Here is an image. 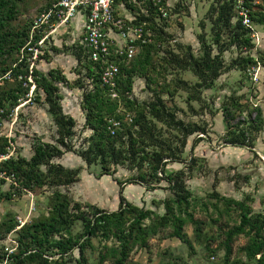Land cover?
<instances>
[{"label": "trees", "instance_id": "trees-1", "mask_svg": "<svg viewBox=\"0 0 264 264\" xmlns=\"http://www.w3.org/2000/svg\"><path fill=\"white\" fill-rule=\"evenodd\" d=\"M49 1L48 6L53 0ZM168 1L161 0V3L165 6ZM255 1L257 0H246V6L250 9L251 24L245 26L242 17H239L236 0H214L206 18V21L211 23L210 41L205 34H198V51L195 52L192 46L182 47L177 44L176 49H180V53L173 49H162L165 38L161 36L162 29L157 22L159 14L149 0H135L131 5L127 4L131 9L138 11L134 23H146V27L151 30V42L142 46L141 52L130 64L119 65L116 97H112L109 89L102 85L100 66L85 55L86 62L83 67L92 88L82 84L85 91L84 108L87 111L86 124L93 134L91 143L79 154L89 165L99 164L102 175L113 174L119 166L130 165L131 169L138 172L134 178L135 182L155 189L157 183L165 181L173 194L163 201L164 213L158 215L153 210L127 202L123 196L121 207L116 212L109 213L94 206L88 209L76 206L71 211L67 198L57 190L52 198L49 217L35 219L19 231H15L17 223L14 217L0 223V242L6 239L7 235L17 232L18 246L8 259L15 264H66L65 257L77 250L79 256L75 263L89 264L87 252L97 249L93 243L94 239L112 238L118 245H104L93 264H128L133 247H146L150 238L156 236L160 229L167 227L173 228L172 237L180 239L191 248L192 243L184 233L187 223L196 227V238L199 240L203 224L189 212L193 196L185 183L184 171L171 173L166 171V167L171 161L183 162L181 154L186 148L187 139L193 135L198 137L200 134H206V130L199 124H187L183 119H177L175 112L167 106V101L163 98V90L167 91L171 98L178 91H184L189 94L188 100L202 101V92L213 89L224 72L240 71L248 78L246 72L251 67H264V54H260L259 58L251 54L255 48V40L252 38L256 31L254 25L264 26V0H258L262 6L260 3L255 4ZM18 2L19 0H0V128L4 121L10 119L20 100H25L29 93V89H24L23 83L17 81L21 78L25 83H29V86L35 85L36 102L44 100L43 102L48 104L49 113L54 118L60 137L55 145L36 143L35 153L30 160L12 156L0 161V175H3L0 178V202L8 201L12 197L11 192L4 193L1 190L8 178L13 179L18 184L17 188L22 191L35 193L49 182L54 185L70 184L76 174L51 163L52 159L61 157L74 148L72 140L76 123L73 118L64 114L61 106L60 83H65L66 78L57 70L45 74L34 68L32 83L29 82L31 71L27 58L22 59L20 54L30 42L33 21L20 29L14 27L13 22L18 19ZM201 26L204 24L201 23ZM42 36L43 34L35 35L33 43L39 41ZM230 49H236L238 55L225 66L224 54ZM80 51V54L85 52L82 47ZM16 55L20 57L16 58ZM154 56L161 63L159 66H164L161 67L162 70L173 68L189 71L199 82L191 85L183 79H175L172 90L169 86L159 91L153 90V100L139 104L133 96L135 77L153 82L151 72L162 75L158 67L154 66ZM8 72L12 73V78L15 79L13 82L4 78ZM122 105L129 111H134L135 116L131 123L124 122V117L118 115ZM254 111L253 120L239 119L250 112V104L244 96H232L222 106L226 143L235 147H255L254 135L262 129L264 119L260 107H255ZM112 116L123 121L122 128L114 136L107 129V120ZM156 123L177 132L182 139L181 147L176 146L173 140L163 138V133ZM202 140L203 137H198L193 148ZM11 141L0 135V156H7ZM159 173L162 176H159ZM225 205L227 211L235 209L240 212V222L222 232L226 264H264V212L255 213L246 206L245 201L231 199L227 200ZM146 221L150 224L147 225ZM77 222L81 223L82 231L74 235L72 228ZM241 235L249 238V243L243 248L246 260L230 262L231 245L234 239ZM207 248L210 249L209 246ZM46 255H58L60 261L49 262V259L45 258Z\"/></svg>", "mask_w": 264, "mask_h": 264}, {"label": "rangeland", "instance_id": "rangeland-1", "mask_svg": "<svg viewBox=\"0 0 264 264\" xmlns=\"http://www.w3.org/2000/svg\"><path fill=\"white\" fill-rule=\"evenodd\" d=\"M213 1L180 0V3L171 7L170 17L167 20L157 21L162 29L161 36L165 38L162 49L178 51L176 45L181 44L182 47L192 46L197 52L199 49L197 35L201 33L205 34L210 41L211 23L206 21V18ZM49 2V0H19L18 19L13 22L14 27L20 29L28 25L31 20L34 21L48 7ZM201 23L204 26H201ZM254 28L258 37L254 39L255 48L251 54L259 58L260 54H264V26L254 25ZM61 29L63 30L60 31ZM61 29H59L60 34L50 35L46 39L40 58L36 59L34 64L29 61L28 63L45 72L57 69L69 81L70 87L61 86L62 83L60 86L61 93L64 95L62 101L64 112L76 123L75 136L72 140L74 148L65 152L61 157L52 159L51 163L66 171L76 172L73 175L74 181L61 185L49 182L33 193L28 190L22 191L17 188L18 184L13 179H8L1 190L4 193L11 192L12 197L8 201L0 202V223L14 217L18 226L17 218L19 217L25 219L26 224L35 219L49 217L52 198L57 190L67 198L71 211L76 206H80L81 209L94 206L109 213L116 212L121 207L120 195L123 194L127 202L140 208L153 210L158 215L163 214V201L173 194L166 187H159L161 183L162 186H168L163 183L165 181L157 183L155 187H159L157 190L146 188L134 181L138 172L136 169H131L130 165L119 166L113 174L102 175L99 164L89 165L79 154L91 143L93 131L86 124L87 112L81 104L82 79L80 77L82 74L70 52V46L78 41V37L69 27ZM157 33L159 34L160 31L158 30ZM52 37L55 38L52 39ZM50 51L53 58L49 59ZM178 52H181L180 49ZM237 55L236 49L226 52L224 54L225 66H228ZM17 57L20 56L16 55ZM158 60L155 57L154 66L158 67L162 75L151 72L153 82H148L145 78L138 76L134 79L133 96L139 104L151 102L154 96L153 90L159 91L166 86L172 90L175 79H183L191 85L199 82L198 78L189 71L173 70V68L162 70L161 67L164 68V66H159L161 63ZM246 76L248 78L240 71L224 72L213 89L202 92V101L188 100L189 94L184 91H178L171 98L167 91L163 90V98L167 101V106L175 112L177 119H183L187 124H199L206 130V134L198 136L203 137V140L195 148L193 144L198 137L193 135L187 139L186 148L181 154L183 162L171 161L166 167V171L171 173L184 171L185 183L193 196L189 212L194 214L195 219L202 222V233L198 240L196 227L187 223L184 233L192 243V247L189 248L180 239L172 237V227L160 229L156 236L148 240L146 247L138 245L133 247L128 264H226L222 232L240 222V212L235 209L227 211L225 202L231 199L245 201L246 206L255 213L264 212V125L260 132L254 135V148L235 147L225 142L226 126L222 106L232 96H244L250 104V112L245 113L239 119L253 120L255 118L254 109L257 106L262 110L264 119V67L253 66L246 72ZM4 78L12 82L15 80L11 72H8ZM17 81L22 82V87L29 89V93L25 100H20L19 106L14 109L10 119L3 122L0 135L12 140L8 148L9 157L30 160L35 153L36 143L44 142L55 145L60 134L53 116L49 113L48 104L44 103V100L35 101V92L32 91L34 86L32 84L29 86L30 84L25 83L21 78ZM118 115H128L134 118L135 113L122 105L118 110ZM156 125L163 133V138L171 139L176 146L181 147L182 139L177 132L168 130L161 123H156ZM2 156L4 155L0 158ZM187 163H189L188 167ZM159 176H161L160 173ZM145 223L150 224L149 221ZM19 230L16 228L15 231ZM72 231L74 235L81 233V223L77 222ZM16 238L17 232H13L0 242V264H15L10 258L8 259V256L16 251L18 246ZM93 243L97 249L87 252L89 264H93L95 258H98L99 250L104 245H118L112 238L94 239ZM248 243L249 238L243 235L234 239L231 245L230 262L246 260L243 248ZM78 256L79 253L76 250L67 255L64 261L66 264H76L75 260ZM59 257L58 255L45 256L49 262L60 261ZM104 264H110V262Z\"/></svg>", "mask_w": 264, "mask_h": 264}, {"label": "built area", "instance_id": "built-area-1", "mask_svg": "<svg viewBox=\"0 0 264 264\" xmlns=\"http://www.w3.org/2000/svg\"><path fill=\"white\" fill-rule=\"evenodd\" d=\"M135 0H53L52 3L43 10L33 21L31 38L27 46L21 51L22 59L27 58L34 64L40 58L46 39L52 31L68 26L76 17L79 11L85 13L84 31L82 45L87 52L88 59L100 66V78L104 87H107L112 97L117 96L118 77L120 73L119 65L130 64L131 61L141 52L142 46L151 42V30L146 23L135 24L134 19L121 17L116 7L118 4L123 6L131 5ZM157 8L158 20H167L170 17V10L162 5L161 0H149ZM239 17H242L243 25L251 24L250 9L246 6V0H236ZM257 0L255 4H259ZM110 30L117 34L120 44L113 50V39ZM43 34L42 38L34 42L35 35ZM257 39V33L252 35ZM30 55V56H29ZM29 64V82L32 83V70L35 65ZM32 91H35V85ZM125 121L132 122L133 117L123 115ZM123 121L118 117L112 116L107 120V129L112 136L116 135L122 128ZM9 155L2 156L0 161L8 159ZM161 175V174H160ZM162 176V175H161ZM3 175H0L2 178ZM10 179V178H8ZM7 179V180H8ZM21 229L27 221L21 217L17 218Z\"/></svg>", "mask_w": 264, "mask_h": 264}, {"label": "crops", "instance_id": "crops-1", "mask_svg": "<svg viewBox=\"0 0 264 264\" xmlns=\"http://www.w3.org/2000/svg\"><path fill=\"white\" fill-rule=\"evenodd\" d=\"M178 3H180V0H169L168 1V3H167V8L170 10V8L171 7H174L175 6V4L177 5ZM196 5V4H195ZM116 11H117V13L121 16V17H125V18H127V19H134V17H135V14H138L137 12V10H134V9H131L130 7H128V6H123L122 4H118L117 5V7H116ZM84 23H85V13H84V11L83 10H81V11H79V13L76 15V17L72 20V22L68 25V26H66V27H61V28H67V27H69L70 28V30L71 31H73V33H75L76 34V37H78V41L76 42L75 41V43L73 44V46H70V52H71V56L75 59V61L77 62V65H78V67L80 68V73L82 74V76L80 77V73L78 74L79 75V77L82 79L81 80V84H83L84 83V87H88V88H92L91 87V84H90V82L86 79V69H85V67H83L84 66V64H85V55H87V52L85 51V49L83 48V45H82V36H83V31H84ZM61 28H58V29H56L55 31H52V33L50 34V35H55V34H60L61 32L60 31H62L63 29H61ZM59 29H61L60 31H59ZM256 33H257V31H256ZM110 36H111V38L113 39V41H114V44H113V46H112V48H113V50H115L118 46H119V44H120V40H119V38H118V36H117V34H115L112 30H110ZM257 37H258V33H257ZM55 37H52V39H54ZM178 40L176 39V43H178L177 42ZM83 48L84 49V53H82V54H80L79 52H82V51H80V48ZM48 55H50L49 56V59L52 57L53 58V54H52V52L50 51L49 52V54ZM39 71H41L42 73H45V74H47L48 72H50V71H52V70H57V69H51V70H49V71H47V72H45V71H43V70H41V69H38ZM58 71V70H57ZM63 76H65L64 74H63ZM65 78H66V76H65ZM61 86H66V87H70V85H69V81L67 80V78H66V82L65 83H63ZM61 88V87H60ZM81 89H82V100H81V104H82V106H84V95H85V91H84V88L81 86ZM61 96H62V100H61V106H62V101H63V99H64V95L61 93ZM62 108H63V106H62ZM85 109V108H84ZM86 110V109H85ZM63 112H64V108H63ZM87 112V111H86ZM64 114H65V112H64ZM87 114V113H86ZM66 115V114H65ZM196 141V140H195ZM195 143V142H194ZM198 145V144H197ZM193 146H194V144H193ZM196 147V146H195ZM163 183H165V184H167L168 185V183H166V182H163ZM146 187V186H145ZM160 188H165L166 187V189H168V190H170L169 188H168V186H162V183L160 184V186H159ZM159 187H157V188H155V190H157V189H159ZM123 188V187H122ZM146 188H149V187H146ZM150 189H152V188H150ZM121 196H123V194H121L120 195V198H121ZM126 200V199H125ZM130 203V202H129Z\"/></svg>", "mask_w": 264, "mask_h": 264}]
</instances>
